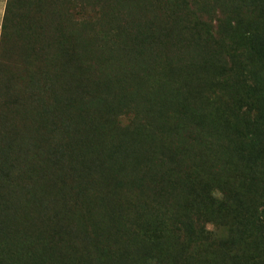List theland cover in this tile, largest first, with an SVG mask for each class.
Segmentation results:
<instances>
[{
  "label": "rangeland",
  "instance_id": "obj_1",
  "mask_svg": "<svg viewBox=\"0 0 264 264\" xmlns=\"http://www.w3.org/2000/svg\"><path fill=\"white\" fill-rule=\"evenodd\" d=\"M7 2L0 175L10 227L0 263L95 264L97 247L114 264L143 263L144 252L163 264L208 260L199 243L165 249L162 234L185 222L178 181L200 158L228 161L245 127L264 132L259 102L237 116L214 88L219 66L234 69L224 52L245 49L237 28L264 40V0H15L4 32ZM132 23L158 29L157 52H131Z\"/></svg>",
  "mask_w": 264,
  "mask_h": 264
},
{
  "label": "trees",
  "instance_id": "obj_2",
  "mask_svg": "<svg viewBox=\"0 0 264 264\" xmlns=\"http://www.w3.org/2000/svg\"><path fill=\"white\" fill-rule=\"evenodd\" d=\"M14 1L8 0L4 10L1 25V30L4 32L13 14L10 8ZM240 22V18L234 21L236 27ZM154 29L155 34H152L151 29L132 23L123 31H129V36L126 37L127 44L134 45L130 49L133 53L137 52L135 54L137 57L143 56L144 50L149 53L157 52L159 40L162 38L155 26ZM235 37L238 41L236 45L244 46L245 49L241 53L236 48L224 52L221 62L225 63L224 59H227L234 65V69L229 70L226 66H219L217 74L220 80L214 88L217 92L221 90L224 92V96L232 103L237 116L246 114L247 108L259 102L260 120L264 123V40L259 44L255 41L256 36L239 33L238 28ZM211 39L213 35L209 33V40ZM215 59L218 61L219 55L215 56ZM2 61L3 48L1 47L0 62ZM246 61L249 62L247 69L244 66ZM3 65L0 64V68ZM13 67L17 68L18 65ZM242 78L250 79L252 82L247 83ZM160 89L163 88L160 87ZM148 107L153 108L151 104H148ZM255 125H259V122ZM261 126H256V132L245 127L247 130L239 133V145L233 149V158L222 161L219 154L210 153L202 156L200 165L194 166L188 174L190 176L186 180L178 181L182 184L179 185L176 201L183 203L184 207L188 205L185 207V222L176 221L169 233L162 234V236L171 237L169 248L163 246L165 249L178 251L182 247L181 242H185L188 246L199 243L200 247L208 251L209 256L208 260L200 264H264V140H260L264 132L259 131ZM3 166L4 164H0V168ZM25 167L23 166V170ZM28 170L30 171L27 174H36L37 168L28 167ZM4 178V175H0V238L10 227L6 221L7 208H5L6 202L1 191ZM182 224L184 227L182 226L183 230L180 234ZM16 226L17 224L13 225V227ZM198 227L199 229L196 230ZM220 231L225 234L220 235ZM192 239L196 242L193 243ZM161 240L162 238L159 244ZM149 243L150 241L142 239L139 246L144 249L149 246ZM64 248L67 249L68 246L64 245ZM186 249L187 247L183 248L178 254L179 260ZM106 251L107 249L103 247H97L95 264H114L109 260ZM149 258L144 252L143 263L137 264H163L164 262L163 256L157 259L149 260ZM2 262L0 264H3ZM133 264H136V261ZM181 264H191V260H185Z\"/></svg>",
  "mask_w": 264,
  "mask_h": 264
}]
</instances>
